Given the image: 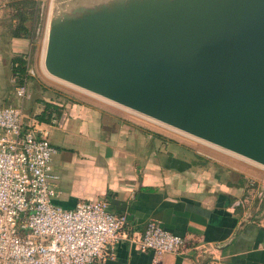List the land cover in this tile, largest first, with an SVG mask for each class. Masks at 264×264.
<instances>
[{
	"label": "water",
	"instance_id": "1",
	"mask_svg": "<svg viewBox=\"0 0 264 264\" xmlns=\"http://www.w3.org/2000/svg\"><path fill=\"white\" fill-rule=\"evenodd\" d=\"M72 8L50 22V76L264 168V0Z\"/></svg>",
	"mask_w": 264,
	"mask_h": 264
},
{
	"label": "crops",
	"instance_id": "2",
	"mask_svg": "<svg viewBox=\"0 0 264 264\" xmlns=\"http://www.w3.org/2000/svg\"><path fill=\"white\" fill-rule=\"evenodd\" d=\"M28 50V39L0 32V106L16 103V60L25 61ZM55 105L62 114H49L51 121L40 122L36 117L46 106L24 104L27 117L40 122L39 129L58 149L52 164L58 189L54 204L72 210L82 201L102 199L113 213L128 217L130 240L115 246L114 257L96 264H264V184L256 194L251 188L254 173L230 170L224 179L181 145L176 152L168 142L126 132L92 107ZM150 222L184 238L190 248L216 247L218 261L205 256L198 262L200 254L193 249L161 257L138 250L133 241Z\"/></svg>",
	"mask_w": 264,
	"mask_h": 264
},
{
	"label": "built area",
	"instance_id": "3",
	"mask_svg": "<svg viewBox=\"0 0 264 264\" xmlns=\"http://www.w3.org/2000/svg\"><path fill=\"white\" fill-rule=\"evenodd\" d=\"M26 61V60H25ZM12 83L16 103L0 106V264H96L114 257L117 244L130 240L127 215H117L102 199L82 201L72 210L54 204L58 189L52 164L58 149L36 119L25 114L31 99L27 77ZM240 201L237 206H243ZM138 250L156 257L181 255L191 249L213 256L211 245L190 248L187 240L157 222H150Z\"/></svg>",
	"mask_w": 264,
	"mask_h": 264
},
{
	"label": "rangeland",
	"instance_id": "4",
	"mask_svg": "<svg viewBox=\"0 0 264 264\" xmlns=\"http://www.w3.org/2000/svg\"><path fill=\"white\" fill-rule=\"evenodd\" d=\"M78 4L79 0H0V32L13 38L16 27L23 19L24 25L31 31L28 39L29 50L25 59L28 63L27 83L31 94V100L28 101L37 107L50 104L53 107L50 108L51 116L62 114L59 110L62 108L55 104L65 106L77 104L95 108L112 118V121H118L120 129L126 132H143V139L168 142L172 145L171 149L176 152L179 145L191 150L193 159L198 155L199 162H206L204 164L206 170L211 169L216 174H221L224 179L228 180L230 170L238 169V171L254 173L255 178L251 188L256 194L261 193L259 185L264 184V168L260 165L60 81L47 73L44 67V53L50 22L54 16L70 11ZM52 118L49 117V120L51 121Z\"/></svg>",
	"mask_w": 264,
	"mask_h": 264
},
{
	"label": "trees",
	"instance_id": "5",
	"mask_svg": "<svg viewBox=\"0 0 264 264\" xmlns=\"http://www.w3.org/2000/svg\"><path fill=\"white\" fill-rule=\"evenodd\" d=\"M30 36H31V31L24 25V19H23L22 20V23H20L16 27V29H15V31L13 33V38H17V39H29ZM16 63H17L16 64L17 66L15 68L16 73L25 74V72H26V62L24 60H22V59H17L16 60ZM51 107L52 106L50 104H47L46 105L45 112L41 116H38V120L40 122H47V121H49V119L47 117H49V114H51V112H50V110H51L50 108ZM48 109H49V111H48ZM260 205H261L260 208L262 210H264V194H263L262 198L260 199Z\"/></svg>",
	"mask_w": 264,
	"mask_h": 264
}]
</instances>
